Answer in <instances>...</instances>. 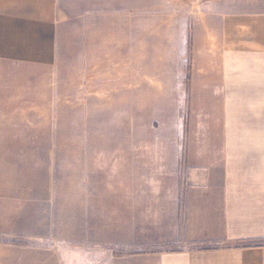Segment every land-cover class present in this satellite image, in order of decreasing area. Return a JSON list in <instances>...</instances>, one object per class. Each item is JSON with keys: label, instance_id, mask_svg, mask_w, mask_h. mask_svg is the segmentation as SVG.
Instances as JSON below:
<instances>
[{"label": "crops", "instance_id": "obj_1", "mask_svg": "<svg viewBox=\"0 0 264 264\" xmlns=\"http://www.w3.org/2000/svg\"><path fill=\"white\" fill-rule=\"evenodd\" d=\"M83 1L0 0V264H264V0ZM81 3L85 19L73 17ZM68 27H80L89 73L120 76L129 105L143 74L168 76L170 92L182 76L198 123L165 179L158 166L141 181L137 158H125L117 256L104 231L98 245L34 242L47 182L26 178V142L16 140L32 126L26 91L66 57ZM141 198L149 230L137 221Z\"/></svg>", "mask_w": 264, "mask_h": 264}, {"label": "rangeland", "instance_id": "obj_2", "mask_svg": "<svg viewBox=\"0 0 264 264\" xmlns=\"http://www.w3.org/2000/svg\"><path fill=\"white\" fill-rule=\"evenodd\" d=\"M81 5L73 17L85 19V3ZM80 39V27H68L63 35L66 57L38 82L39 90L26 91L31 105L26 106V121L32 126H26V140L16 142H26V178L32 184L47 182L46 189L37 188L42 195L44 190L47 202L34 212L43 231L34 242L50 248L57 240L79 245L90 239L98 245L104 231L117 256L124 253L114 242L119 241L125 202L120 187L125 158L127 163L137 158L141 181L155 178L158 166L164 169L157 172L159 178L165 179L166 168L182 161L198 123L183 105L182 76L170 92L168 76L143 74L137 105H129L122 98L120 76L89 73L86 59L77 56ZM86 195L89 202H84ZM140 201L137 221L149 230V205L146 199ZM83 206L90 208L89 220ZM50 254L54 259L53 249L46 252Z\"/></svg>", "mask_w": 264, "mask_h": 264}]
</instances>
